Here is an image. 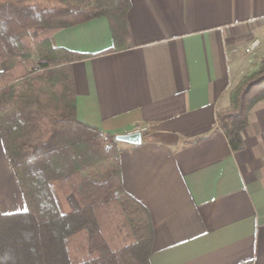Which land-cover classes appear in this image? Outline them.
<instances>
[{
  "label": "crops",
  "instance_id": "crops-1",
  "mask_svg": "<svg viewBox=\"0 0 264 264\" xmlns=\"http://www.w3.org/2000/svg\"><path fill=\"white\" fill-rule=\"evenodd\" d=\"M127 21L121 51L109 52L105 17L52 42L92 56L72 66L79 120L112 135L148 128L124 144L121 174L151 213V264H264V101L239 152L217 123L264 59V0H130ZM25 211L0 133V213Z\"/></svg>",
  "mask_w": 264,
  "mask_h": 264
},
{
  "label": "trees",
  "instance_id": "trees-1",
  "mask_svg": "<svg viewBox=\"0 0 264 264\" xmlns=\"http://www.w3.org/2000/svg\"><path fill=\"white\" fill-rule=\"evenodd\" d=\"M130 0H0V133L26 211L0 213V264H151L149 210L123 185L117 135L79 120L72 66L92 57L53 45L66 28L105 17L128 48ZM264 101V59L234 88L218 127L244 149Z\"/></svg>",
  "mask_w": 264,
  "mask_h": 264
},
{
  "label": "water",
  "instance_id": "water-1",
  "mask_svg": "<svg viewBox=\"0 0 264 264\" xmlns=\"http://www.w3.org/2000/svg\"><path fill=\"white\" fill-rule=\"evenodd\" d=\"M117 141L131 146H139L142 144L143 135L139 132L132 134L117 135Z\"/></svg>",
  "mask_w": 264,
  "mask_h": 264
},
{
  "label": "built area",
  "instance_id": "built-area-1",
  "mask_svg": "<svg viewBox=\"0 0 264 264\" xmlns=\"http://www.w3.org/2000/svg\"><path fill=\"white\" fill-rule=\"evenodd\" d=\"M261 46V42L260 40H254L251 44H250V47L247 48L246 52L247 53H252L254 52L257 48H259ZM148 131V128L144 125H140L138 126L137 128H135L132 132L130 133H127V134H132V133H141L142 135H145ZM242 264H253V262H245V263H242Z\"/></svg>",
  "mask_w": 264,
  "mask_h": 264
},
{
  "label": "rangeland",
  "instance_id": "rangeland-1",
  "mask_svg": "<svg viewBox=\"0 0 264 264\" xmlns=\"http://www.w3.org/2000/svg\"><path fill=\"white\" fill-rule=\"evenodd\" d=\"M253 73H254V72H253ZM253 73H251V74H249V75H247V76H250V75H252ZM243 78H244V77H243ZM243 78H242V79H243ZM242 79H241V80H242Z\"/></svg>",
  "mask_w": 264,
  "mask_h": 264
}]
</instances>
